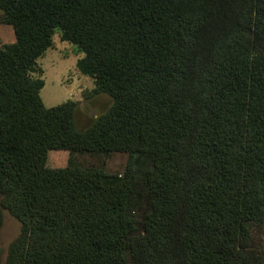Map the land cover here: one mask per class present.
I'll return each instance as SVG.
<instances>
[{
	"label": "trees",
	"instance_id": "trees-1",
	"mask_svg": "<svg viewBox=\"0 0 264 264\" xmlns=\"http://www.w3.org/2000/svg\"><path fill=\"white\" fill-rule=\"evenodd\" d=\"M0 23V264H264V0H0ZM55 31L112 99L83 131L30 74Z\"/></svg>",
	"mask_w": 264,
	"mask_h": 264
},
{
	"label": "rangeland",
	"instance_id": "rangeland-1",
	"mask_svg": "<svg viewBox=\"0 0 264 264\" xmlns=\"http://www.w3.org/2000/svg\"><path fill=\"white\" fill-rule=\"evenodd\" d=\"M77 47L62 40L58 31L52 35V45L36 59L34 71L30 74L39 77L43 85L39 96L44 106L50 107L65 101L75 104V127L83 131L95 118L105 112L112 99L106 93L94 92L91 77L83 75L77 69V61L82 57ZM69 153L63 149L48 151L47 165L51 168L66 166ZM76 160L85 164L101 166L110 173H121L127 161V154L113 152L107 157L103 155L75 154ZM21 230V222L5 207H2V223L0 224V262H4L8 251L17 239Z\"/></svg>",
	"mask_w": 264,
	"mask_h": 264
},
{
	"label": "crops",
	"instance_id": "crops-1",
	"mask_svg": "<svg viewBox=\"0 0 264 264\" xmlns=\"http://www.w3.org/2000/svg\"><path fill=\"white\" fill-rule=\"evenodd\" d=\"M15 41V36L10 25L0 23V44L12 43Z\"/></svg>",
	"mask_w": 264,
	"mask_h": 264
}]
</instances>
